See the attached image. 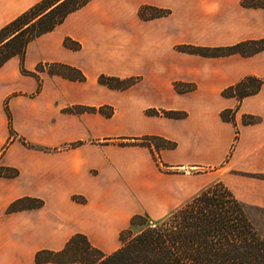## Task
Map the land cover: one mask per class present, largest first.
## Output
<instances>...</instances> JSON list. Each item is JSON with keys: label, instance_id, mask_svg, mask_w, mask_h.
<instances>
[{"label": "crops", "instance_id": "obj_1", "mask_svg": "<svg viewBox=\"0 0 264 264\" xmlns=\"http://www.w3.org/2000/svg\"><path fill=\"white\" fill-rule=\"evenodd\" d=\"M39 1L0 0V29ZM240 1L91 0L28 44L23 67L34 75L21 72L18 56L0 68V168L16 172L0 176V264H55L36 256L63 249L77 233L110 254L132 217L156 221L204 189L200 170L226 165L229 186L222 183L242 203L234 187L264 186L247 176H264V84L241 101L222 95L249 76L264 82V50L201 56L177 49L264 39V10ZM142 6L171 13L142 20ZM65 38L80 49L64 47ZM45 63L75 67L86 80L39 73ZM100 75L138 81L117 92L99 84ZM140 86L158 103L137 106L141 95L130 93ZM103 106L114 107L111 118L80 110ZM150 109L186 117L149 115ZM226 110L234 124L222 120ZM152 136L176 143L158 152L164 171L153 145H134ZM113 137L120 145L105 143Z\"/></svg>", "mask_w": 264, "mask_h": 264}, {"label": "trees", "instance_id": "obj_2", "mask_svg": "<svg viewBox=\"0 0 264 264\" xmlns=\"http://www.w3.org/2000/svg\"><path fill=\"white\" fill-rule=\"evenodd\" d=\"M91 0H40L27 11L0 29V68L12 57L20 58L23 74L34 75L23 67L28 44L38 37L53 31L65 18L82 8ZM261 4V3H260ZM252 2L251 6L262 5ZM264 6V5H263ZM142 7L139 15L142 19H154L170 14L169 10H155L145 18ZM64 46L78 50L80 45L69 38ZM190 54L201 56H228L240 54L251 56L264 50V39L244 41L232 46L206 49L192 46L178 48ZM61 69V70H60ZM37 70L42 71V65ZM74 72L75 76L63 72ZM48 73L69 80L84 81L85 76L76 68L63 64H49ZM98 83L113 90H126L137 83L138 79H119L100 75ZM264 84L255 77H246L236 85L224 90L222 95L234 96L241 101L256 94ZM177 89V84L174 85ZM40 88V83L39 87ZM81 110L99 112L107 118L103 108ZM162 115L172 119H183L186 113L163 111ZM222 120L234 124L229 110L223 111ZM10 120V118H9ZM254 118H244L243 123H254ZM134 145L151 148L152 157L159 167L163 166L158 157L161 149L172 150L176 143L161 137H145ZM154 142V143H152ZM16 172L0 168V176L12 177ZM43 205L38 203V207ZM13 208L10 207L11 210ZM139 229L133 233L132 228ZM120 246L110 254L93 247L86 236L74 234L59 251L44 250L36 256V262L68 264H264V233H261L250 219L245 205L221 182L213 183L199 191L184 204L158 221H149L146 217L135 215L130 226L119 235Z\"/></svg>", "mask_w": 264, "mask_h": 264}, {"label": "rangeland", "instance_id": "obj_3", "mask_svg": "<svg viewBox=\"0 0 264 264\" xmlns=\"http://www.w3.org/2000/svg\"><path fill=\"white\" fill-rule=\"evenodd\" d=\"M252 2H256L257 4H260L262 6L260 7H253L251 6ZM240 5L244 8H250V9H260V10H264V0H241L240 1ZM142 7H146V9L143 10V15L146 16L145 18H148L150 17L152 14L155 13V10H159V11H162V10H169L170 9H160V8H156V7H153V6H142ZM141 7V8H142ZM140 8V9H141ZM139 9V11H140ZM139 11H138V15H139ZM171 13V11H170ZM170 15V14H169ZM168 16V15H167ZM140 17V15H139ZM166 17V16H165ZM141 18V17H140ZM157 18H161V17H157ZM66 19V18H65ZM142 19V18H141ZM156 19V18H154ZM142 20H152V19H142ZM64 22V21H63ZM66 39V38H65ZM64 39V40H65ZM70 39V38H69ZM71 40V39H70ZM72 41V40H71ZM74 42V41H73ZM77 43V42H76ZM64 44V42H63ZM79 44V43H78ZM80 45V44H79ZM65 47V46H64ZM67 48V47H66ZM180 48V47H178ZM177 48V49H178ZM70 49V48H69ZM80 49V48H79ZM78 49V50H79ZM73 50V49H71ZM74 51H77V50H74ZM54 64V63H52ZM57 64H60V63H57ZM39 65H42V68L43 70L40 71V70H37L39 73L41 72H47V69L49 67V64L48 63H45V64H39ZM51 65V64H50ZM65 65V64H63ZM69 66V65H67ZM38 67V66H37ZM71 67V66H70ZM75 68V67H74ZM77 69V68H76ZM61 70V69H60ZM80 71V70H79ZM28 72V71H27ZM63 72H66V73H69L70 75L72 76H75L74 72L72 71H67V70H63ZM81 72V71H80ZM82 73V72H81ZM50 74V73H48ZM83 74V73H82ZM84 75V74H83ZM107 76V75H105ZM61 77V76H60ZM110 77H115V76H110ZM63 78V77H61ZM119 78V77H117ZM137 77H131V78H126V79H136ZM63 79H66V78H63ZM121 79V78H119ZM138 79V78H137ZM68 81H76V80H69V79H66ZM86 80V78H85ZM84 80V81H85ZM123 80V79H121ZM84 81H78V82H84ZM175 85V84H174ZM177 89L176 92L178 93H185L187 92V90H183L180 88V85L177 84ZM113 90V89H111ZM114 91H117L119 92L120 90H114ZM123 91V90H122ZM131 95L132 94H140L142 99H141V103L138 104L137 106L141 105L143 102L145 103H150V102H155V103H158L159 101V97L158 95L153 92V91H150L148 89H146L145 87H138L136 88L135 91H132L130 93ZM118 99V98H117ZM123 99V98H122ZM120 99V100H122ZM84 108V107H83ZM89 108H94V107H89ZM100 108H103L104 112L105 113H109L111 112L112 113V116L114 115V107L112 106H103V107H100ZM82 109V108H81ZM80 109V110H81ZM96 109H99V108H96ZM165 111V110H156V109H150V110H147L146 113L149 114V115H155V116H163V117H166L164 115H162V112ZM169 111H172V110H169ZM88 112V111H87ZM97 112V111H96ZM177 112H182V111H177ZM231 111H229L230 113ZM92 113H95V112H92ZM99 113V112H98ZM101 114V113H100ZM102 115V114H101ZM231 115V114H230ZM104 116V115H103ZM111 116V117H112ZM105 117V116H104ZM110 117V118H111ZM107 118V117H106ZM168 118V117H167ZM117 116L115 118H113L111 122L113 123H116L117 121ZM119 138H109L105 143L107 145H120V141H118ZM237 140V135L234 137V141ZM154 143V142H152ZM153 145V144H152ZM158 159L160 160L158 154H155ZM161 162V161H160ZM159 169L163 170L164 169L162 168V166L159 164ZM201 174H204V177L206 178V181H205V186L204 187H207L209 185H212L213 183H216V182H223L226 186H229V172L228 170L226 169V165H220L218 168H215L213 170H200L199 171ZM247 176H250V177H253V178H259V179H264V176L260 175V176H257V175H254V176H251V175H247ZM228 188V187H227ZM237 191H240V194L242 195V198H243V204L245 205L246 207V210H247V213L250 217V219L252 220V222L254 223V225L256 226V228L261 232V233H264V186H260V187H254L252 185H243V186H238V187H234ZM165 217V216H164ZM162 219V218H161ZM160 220V219H158ZM156 220V221H158ZM138 227L135 226L132 228V231L133 233L137 232L138 231ZM120 242V241H119ZM121 244V243H120ZM120 246V245H119Z\"/></svg>", "mask_w": 264, "mask_h": 264}]
</instances>
